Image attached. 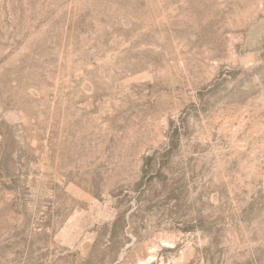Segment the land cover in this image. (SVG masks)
Returning a JSON list of instances; mask_svg holds the SVG:
<instances>
[{"label": "rangeland", "instance_id": "374dc122", "mask_svg": "<svg viewBox=\"0 0 264 264\" xmlns=\"http://www.w3.org/2000/svg\"><path fill=\"white\" fill-rule=\"evenodd\" d=\"M0 264H264V0H0Z\"/></svg>", "mask_w": 264, "mask_h": 264}, {"label": "bare ground", "instance_id": "6f19581e", "mask_svg": "<svg viewBox=\"0 0 264 264\" xmlns=\"http://www.w3.org/2000/svg\"><path fill=\"white\" fill-rule=\"evenodd\" d=\"M249 8H251V6Z\"/></svg>", "mask_w": 264, "mask_h": 264}]
</instances>
